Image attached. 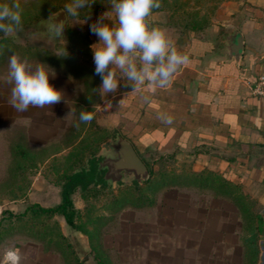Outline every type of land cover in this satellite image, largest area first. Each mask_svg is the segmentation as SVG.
I'll return each instance as SVG.
<instances>
[{"label":"crops","instance_id":"obj_1","mask_svg":"<svg viewBox=\"0 0 264 264\" xmlns=\"http://www.w3.org/2000/svg\"><path fill=\"white\" fill-rule=\"evenodd\" d=\"M95 20H88V27ZM160 29L187 57L165 86L146 82L132 90L125 78L116 93L104 97L94 91L101 78L95 74L92 51H86V66L71 71L62 64L27 56L29 64L41 63L51 69L54 76L49 75V83L62 93V100L43 108L29 106L26 112H18L10 104V57H0V186L26 183L17 193L3 188L0 211L19 213L30 203L56 205L60 187L53 183L56 174L48 170L49 165H62L83 134L98 127L106 132L104 140L114 133L124 136L141 161H148L151 167L155 157L169 155L175 165L199 176L185 174L190 180L182 184L174 176L155 188L150 204L125 203L103 212L105 221L92 241L55 216L81 264H97L95 254L104 264H245L246 213L263 219L255 264H264V97L250 92L264 69V0L226 1L217 19L203 32ZM85 32H89L92 45L98 42L90 29ZM235 32L241 37V53L237 61L226 60L227 37ZM83 110L93 113L90 123L80 122ZM99 150L98 146L74 170L81 173L82 182L103 183L111 190L133 183L124 180L106 185L102 172L96 171ZM17 167L22 170L16 172ZM192 181L202 182L200 188L218 204L209 209L193 203ZM71 201L75 209L83 208L79 186ZM124 212L133 213V217L122 221ZM6 250L19 256L18 264H66L56 241L22 231L0 239V264H10L3 260Z\"/></svg>","mask_w":264,"mask_h":264},{"label":"clouds","instance_id":"obj_2","mask_svg":"<svg viewBox=\"0 0 264 264\" xmlns=\"http://www.w3.org/2000/svg\"><path fill=\"white\" fill-rule=\"evenodd\" d=\"M96 2L68 0L64 5L63 19H59L58 15H50L47 19L50 37L64 42L69 17L75 20L84 12L83 23L87 22ZM104 3L115 13L117 23H107L105 12L89 24L90 32L98 37V42L91 45V51L94 71L101 78V85L94 91L107 97L116 93L121 79L125 78L128 81L126 85H130L132 90L146 82L165 86L178 68L187 62V57L171 45L162 29L151 27L147 22L152 10L160 7V0H104ZM22 12L19 0L0 3V32L5 36L15 33L22 25ZM63 52L66 53L65 48ZM50 74L54 76L44 64L33 66L12 54L7 78L12 85L11 106L18 112H26L29 106L43 108L60 103L62 93L49 83ZM79 120L90 123L93 113L83 110ZM8 257L10 264H18L20 258L16 253L9 252Z\"/></svg>","mask_w":264,"mask_h":264},{"label":"trees","instance_id":"obj_3","mask_svg":"<svg viewBox=\"0 0 264 264\" xmlns=\"http://www.w3.org/2000/svg\"><path fill=\"white\" fill-rule=\"evenodd\" d=\"M45 1L48 4L46 9L50 12L59 8L64 10V5L68 2V0H44V2ZM177 1L178 0H160V7L154 8L152 11H164L169 14H176L181 6ZM102 9H108V7L104 3V0H97V2L93 4L89 15ZM83 16L84 12H82L81 16L77 19H83ZM40 17L41 15L37 11L35 13L27 12V15H22L21 27L34 25L41 19ZM183 28L188 30H183L181 32L200 31L199 25H195L193 21L184 23ZM73 37H75L76 40L78 39V41L80 40L82 43L81 46L85 48V51H87V49L89 52L91 51L90 47L92 41L89 32L76 33L69 28L66 30L67 45L55 44L53 50L32 44H27V46L13 44L11 46L17 50H21V52L27 54V56L42 58L49 62L62 64L66 67L70 62L64 63V57L61 53H57V49H64L66 47L71 48V44L75 40ZM6 42L7 38L0 32V46L4 45ZM105 137L106 132L102 128L96 127L94 130L86 131L81 140L76 142L67 155H65L62 165L56 167L54 162L49 165L48 170H55L56 174V177L52 179L53 183L60 187V201L56 205L42 207L36 203H30L19 213L1 210L0 239L6 234L15 231L25 232L27 235L38 239H53L62 248L66 258V264H81L75 256L71 245L66 241V237L60 232L55 216H61L70 229L85 234L89 241H92V239L97 236L100 227L105 221L103 212H112L125 203H130L135 206L150 204L152 201L151 193L159 185L171 182L175 179L174 176H176V181L182 184L185 183L186 180H190V176L198 175L190 173L187 170H181L178 174H175L173 171H165L162 168L154 171L150 163L143 160L147 168V179L141 185H137L133 182L130 184H122L114 190H111L106 188L103 183L100 185H89L87 182L84 183L81 180V173L75 172L74 170L82 165L87 155H92L98 150L100 142L103 141ZM17 154H19L20 158L24 157L23 153L19 151H17ZM18 168L19 167H17L16 172L22 170V168ZM185 174L190 175L187 176L189 178H186V176L184 177ZM162 179L165 181H162ZM183 180H185V182ZM192 183H194V181H192L191 184ZM25 185V182L5 183L0 186V192H3V188L8 187L5 189H10V193H17L20 191L21 187ZM77 186H79L80 196L84 200V206L81 210L75 209L71 201V194ZM244 220L245 224L249 223L248 229L243 226L245 230L249 232L244 238L246 253L245 264H255L258 251L257 236L262 230L263 219L259 214L252 215L251 213H246L244 214ZM250 221H253L252 225ZM94 258L97 264H104L101 257L97 254L94 255Z\"/></svg>","mask_w":264,"mask_h":264},{"label":"rangeland","instance_id":"obj_4","mask_svg":"<svg viewBox=\"0 0 264 264\" xmlns=\"http://www.w3.org/2000/svg\"><path fill=\"white\" fill-rule=\"evenodd\" d=\"M226 1L228 0H178L177 2L181 6L176 14H169L164 11H152L151 15L147 18V22L151 27H163L166 29L173 30L175 32H181L183 30H188L183 28L184 23H187V21H193L195 25H199L200 28V31H196L194 33L203 32L207 27L211 26L217 19L220 14V9ZM4 2H9V0H0V3ZM19 3L21 5V8L23 9L22 15H27V12L35 13L37 11L41 15V19H39L38 22L34 25L32 24L28 27H20L13 34L5 36V34L3 33L4 37L7 38V42L4 45L0 46V57H2V59L4 57H10L12 54H16L21 59L27 60V54H23L21 50H17L12 47L11 45L13 44H17L20 46H27V44H32L52 50L55 44L67 45V42L59 43L52 41L50 35L46 33L43 27V20L50 13H53L60 9L63 10L62 8L50 12L46 9V7H48V4L46 1L44 2V0H19ZM105 12L107 17L106 19L117 21L115 13H113L111 9L98 10L96 13L90 15V17L91 19H97V17H99ZM82 23L83 19L74 20L72 18H69L67 28L75 31L76 33H84L86 31V28L89 29V27L87 22L83 24ZM73 38L75 39V37ZM81 45L82 43L80 42V40L78 41V39H75L74 42L71 44V48L68 47V49L65 46L66 53L63 52V49H57V53H61L63 55L64 63L70 62L66 66L70 71L71 69L73 70L78 66H86L88 60V53L84 50L85 48ZM169 158V155H161L157 158L155 157V159L153 160L155 165L154 167H152V169L155 171L157 169L162 168L165 171H173L174 173H177L180 170H184L183 168H180L179 166L171 162ZM193 184L194 186L190 189L193 203L197 205L200 204L201 206L206 205L209 209H211V207H214L215 204H218L216 203V199L212 197L208 191H205L203 188H200L202 182L195 181ZM1 200L3 199H0V204L2 203ZM73 201L74 203H76V205L77 203L79 204V199L74 198ZM140 216H142V214H138V217ZM130 217H133V213L124 212L121 214L122 221H128ZM252 222L253 221H250L251 225ZM248 224H245V220L243 221V225L245 226V228L249 227ZM245 228L244 235L247 236L249 232H247ZM76 237L77 236H75V238ZM194 254L196 255V253Z\"/></svg>","mask_w":264,"mask_h":264},{"label":"water","instance_id":"obj_5","mask_svg":"<svg viewBox=\"0 0 264 264\" xmlns=\"http://www.w3.org/2000/svg\"><path fill=\"white\" fill-rule=\"evenodd\" d=\"M50 15H58L59 19L64 18V13L61 9L50 13L43 20V27L46 33H48L47 19ZM66 30L67 27L63 37L64 42L51 38L52 41L66 43ZM227 39L224 58L226 60L233 59V61H237L242 49L241 37L235 32L230 34ZM99 149L100 159L96 163V171L102 172L101 180L106 185H117L124 180L141 184L147 178V168L137 156L130 142L121 134L114 133L112 137L100 143Z\"/></svg>","mask_w":264,"mask_h":264},{"label":"built area","instance_id":"obj_6","mask_svg":"<svg viewBox=\"0 0 264 264\" xmlns=\"http://www.w3.org/2000/svg\"><path fill=\"white\" fill-rule=\"evenodd\" d=\"M250 92L253 95L264 97V69L257 75L254 83L250 87ZM9 252L12 251L6 250L3 253V260L6 263H10V259L8 257Z\"/></svg>","mask_w":264,"mask_h":264}]
</instances>
